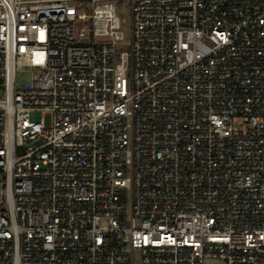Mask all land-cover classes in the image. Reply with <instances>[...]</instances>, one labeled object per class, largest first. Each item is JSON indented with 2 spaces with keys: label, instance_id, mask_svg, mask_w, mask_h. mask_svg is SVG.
Segmentation results:
<instances>
[{
  "label": "built area",
  "instance_id": "built-area-1",
  "mask_svg": "<svg viewBox=\"0 0 264 264\" xmlns=\"http://www.w3.org/2000/svg\"><path fill=\"white\" fill-rule=\"evenodd\" d=\"M114 1L0 0V264H264V0Z\"/></svg>",
  "mask_w": 264,
  "mask_h": 264
},
{
  "label": "rangeland",
  "instance_id": "rangeland-1",
  "mask_svg": "<svg viewBox=\"0 0 264 264\" xmlns=\"http://www.w3.org/2000/svg\"><path fill=\"white\" fill-rule=\"evenodd\" d=\"M114 5L117 9V16L120 20V30L123 32L124 40L119 44V48L123 51H129V43L131 38V27H130V18H131V7L128 0H116ZM83 12H87L86 9ZM105 38H97L96 40H103ZM29 78V73H23L19 76V83L24 84ZM41 113L34 114V118L38 119ZM135 264H139V259L136 258Z\"/></svg>",
  "mask_w": 264,
  "mask_h": 264
}]
</instances>
